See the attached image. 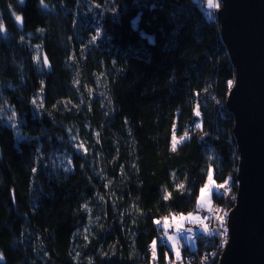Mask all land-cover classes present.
<instances>
[{"label":"trees","instance_id":"obj_1","mask_svg":"<svg viewBox=\"0 0 264 264\" xmlns=\"http://www.w3.org/2000/svg\"><path fill=\"white\" fill-rule=\"evenodd\" d=\"M44 3L0 0V264H166L154 222L237 166L219 26L197 0Z\"/></svg>","mask_w":264,"mask_h":264},{"label":"water","instance_id":"obj_2","mask_svg":"<svg viewBox=\"0 0 264 264\" xmlns=\"http://www.w3.org/2000/svg\"><path fill=\"white\" fill-rule=\"evenodd\" d=\"M219 1L215 19L234 70L225 109L233 121L237 166L217 264H264V0Z\"/></svg>","mask_w":264,"mask_h":264},{"label":"rangeland","instance_id":"obj_3","mask_svg":"<svg viewBox=\"0 0 264 264\" xmlns=\"http://www.w3.org/2000/svg\"><path fill=\"white\" fill-rule=\"evenodd\" d=\"M197 1H199L200 3H202V5L204 6V11H205V13L208 15V17L210 18V19H214V20H216L215 18H216V11L218 10V8L220 7V1L219 0H215V2L218 4V8H209L208 7V0H197ZM197 113V112H196ZM185 134L186 133H184V134H181V135H178V134H173L172 135V149H173V136H175L176 137V139L179 141V143H177L176 144V146L178 145V144H180L181 142H183L185 139H187L188 138V134H187V136L185 137ZM181 137H185L184 139H180ZM176 148V147H175ZM211 170H212V168H210ZM208 173H209V170H208ZM212 179H213V177H212ZM228 181H229V185L227 186L228 187V192H229V189H230V186L231 185H233V187H235V185H236V182H235V178L234 179H232V178H230V179H228ZM213 182H214V185H218L214 180H213ZM209 183V181H208V174H207V178H206V182L204 183V185L200 188V190H199V194H198V197H197V199H196V205H197V208H196V211H193V212H190V216H192L193 218H195L196 220H197V222L194 224V225H188V227H190V226H192L193 228H195V231H193V230H189L188 229V231L187 230H184V233L182 234V235H184V242L188 245V247H189V249H196V247H197V230H199L200 228H202L203 226H205L206 225V222H207V215H206V212H207V210H212L214 213H216L215 212V209H220L221 210V213L220 214H223L224 212H229V210H231L232 209V207L234 206V202H235V193H236V190H234V188L232 187L231 188V191L232 192H230V194H229V196H228V199L226 200L227 201V204H226V206L225 205H219V204H216L214 201H213V199H212V193L215 191V190H217L216 188H215V186L213 185V186H210V189H209V194L207 195V196H205L203 199H201V189L205 186V184H208ZM224 183V182H223ZM220 184H222V183H220ZM222 190V189H221ZM226 197H227V195H226ZM198 201H199V203H198ZM230 208V209H229ZM175 216H178V218H180V217H183L182 215H180V214H178V215H175ZM171 220H172V224H174V220H173V216H171ZM225 221H226V217H225ZM178 222H179V220H178ZM181 223H182V220H181ZM188 224H190V222L188 221ZM180 227H181V229L183 228L182 227V225L180 224ZM220 227V226H219ZM224 227H225V223H224ZM206 227H204V229H205ZM226 228V227H225ZM175 233L177 232V231H174ZM200 234H202V233H200ZM176 235H178L177 233L176 234H174V235H171V236H169V237H171L172 239H169L170 240V251H171V253L173 254V259H174V261H180L181 260V251H180V249H179V247H182L183 246V244L181 243V242H179L178 240H179V236H176ZM181 235V234H180ZM202 236H204V237H207L208 235L207 234H202ZM165 240V239H164ZM202 242H203V244L204 245H206V246H208V245H210V243H211V241L210 240H208L207 239V241H205V240H202ZM173 244H175L176 245V247H177V250L179 251V253H180V258L179 259H177L176 258V255H175V252H174V250H173V248H172V245ZM178 244V245H177ZM152 245H153V243H152ZM152 245H151V252H152V255L154 256L155 255V253H156V247H155V250H153V247H152ZM157 245V244H156ZM185 248H183V250H184ZM173 260H172V262H174ZM173 264V263H172ZM181 264H185V263H181Z\"/></svg>","mask_w":264,"mask_h":264},{"label":"built area","instance_id":"obj_4","mask_svg":"<svg viewBox=\"0 0 264 264\" xmlns=\"http://www.w3.org/2000/svg\"><path fill=\"white\" fill-rule=\"evenodd\" d=\"M235 173H236V167L233 169L231 178L234 179L235 178ZM236 182V180H235ZM236 186V185H235ZM233 187V185L230 186L229 192L226 196H217L218 200H220L219 205H225L227 204V199L228 196L230 194L231 188ZM234 188V187H233ZM219 191H223V190H219ZM230 209V208H229ZM207 215V222H206V229L208 231L207 235L210 236L211 238V243L210 245L206 246V248L204 249V251L201 253V257L199 259L200 264H217L219 257L225 247L226 241H227V234L226 236H223V238L221 237L220 233H221V229L219 227V221L215 219L216 213H214L212 210H207L206 212ZM172 218L168 217L167 221H168V227L166 232L169 233L172 231L173 229V224H172ZM164 220L165 219H159L160 224H157V226L159 228H163L164 229ZM158 241L160 243L164 242V237H163V232L159 234L158 236ZM184 246L179 247L180 251H181V260L179 261H174L173 264H181L182 262L185 264H194L195 263V256L190 253L187 250H183Z\"/></svg>","mask_w":264,"mask_h":264},{"label":"snow or ice","instance_id":"obj_5","mask_svg":"<svg viewBox=\"0 0 264 264\" xmlns=\"http://www.w3.org/2000/svg\"><path fill=\"white\" fill-rule=\"evenodd\" d=\"M21 2H23V0H21ZM41 5H42L43 7H47V5L44 3V0H41ZM208 7H209V8H218L219 6H218V4L215 2V0H208ZM14 15H15V13H14ZM15 19H16V21H17L18 23H20V22L22 21V18H21V16H19V15H15ZM3 31H4L3 24L0 23V32H3ZM41 31H42V30H41ZM93 39H95V37H94ZM43 62H44L45 65L48 64V61H47V58H46V57L44 58V61H43ZM231 85H232V81H229V86H231ZM33 102L35 103V101H33ZM41 106H42V105H41ZM15 116H16V114H15V112H13V113H12V117H11V119L15 120ZM13 126H15V125H13ZM197 127H199V125H197ZM186 136H187V134H185V137H186ZM185 137H181L180 139L182 140V139H184ZM177 143H179V141L176 139L175 136H173V150H175V147H176V144H177ZM79 147H80L81 149H83V145H79ZM34 171H35V169H34ZM208 181H209V183H208V184H205V186L201 189V199H203L205 196H207V195L209 194L210 186H213V185H214V182H213V179H212V170H211V169H209V173H208ZM228 185H229V181H228V180H225L224 183H222V184L214 185L215 188L217 189L215 195H217V196H226V195L228 194V187H227ZM179 187L182 188L183 185H180ZM221 189H222L223 191H219V190H221ZM168 196H169V194L166 192V193H165V196H164V199L167 200V199H168ZM198 203H199V201H198ZM215 212H216L215 219L219 221V226H220V229H221V233H220V235H221V237L223 238V236H226V234H227V229L224 227L225 217L227 216V212H224L223 214H220V213H221V210H220V209H215ZM183 219H184V217H180V220H183ZM173 220L176 221V218L173 217ZM154 223H156V224H160V221L157 220V221H155ZM176 224H177V228H179L180 225H179V222H178V221L176 222ZM164 226H165L166 229H167V227L169 226V225H168L167 218H165V220H164ZM169 239H172V238L169 237ZM152 247H153V250H155V247H156V241H153V245H152ZM172 248H173V250H174V252H175L176 258L179 259V258H180V253H179V251L177 250L176 245L173 244V245H172ZM0 259H2V257H0Z\"/></svg>","mask_w":264,"mask_h":264},{"label":"crops","instance_id":"obj_6","mask_svg":"<svg viewBox=\"0 0 264 264\" xmlns=\"http://www.w3.org/2000/svg\"><path fill=\"white\" fill-rule=\"evenodd\" d=\"M180 215H182L184 217V219L182 220V223H181L180 218H178V216H173V217L176 218V221H174L173 229H172L171 232L167 233L166 232L167 229L164 227L163 230L165 231L164 232L165 245L170 250L171 248H170V245L169 244L171 242L169 240V236L174 235V234L177 233L178 235H176V236H179L180 237L178 241L183 244V246L185 247V249H187L188 251H193V249L192 250L189 249L188 245L184 242V235H182V234L184 233V230H187L188 231V229L195 231V228H193L192 226L188 227V225H194L197 222V220L195 218H193L192 216H190V212L189 213H186V214H180ZM178 220H179V225L181 224L182 227H183L182 229H181V227L177 228L176 222ZM188 221L190 222V224H188ZM204 227L205 226H203L202 228H200L199 230H197V234L196 235H197V237L200 238V240L207 241V239H209L208 237H210V236H208V237L201 236L202 234H207L208 233L207 229L206 228L204 229ZM174 231H177V232L175 233ZM200 233H202V234H200ZM170 253H171V251H170ZM171 255H172V259L171 260H169L168 257L166 258V264H172L173 263L172 262V260L174 261L173 254L171 253Z\"/></svg>","mask_w":264,"mask_h":264}]
</instances>
